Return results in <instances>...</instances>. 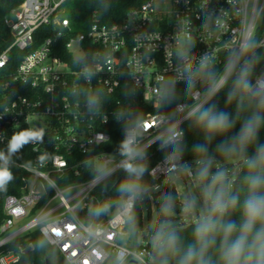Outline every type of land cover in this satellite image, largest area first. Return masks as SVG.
I'll return each instance as SVG.
<instances>
[{
    "label": "built area",
    "instance_id": "built-area-1",
    "mask_svg": "<svg viewBox=\"0 0 264 264\" xmlns=\"http://www.w3.org/2000/svg\"><path fill=\"white\" fill-rule=\"evenodd\" d=\"M65 1L22 0L3 20L12 41L0 52V69L7 64L10 48L23 54L0 85V98L5 100L0 106V148L8 149L13 136L28 130L42 129L44 134L17 150L26 156L20 164L24 174L20 192L1 198L0 264H39L23 256L33 250L31 241L26 247L8 246L33 231L68 264H114L122 247L130 252L150 250L148 243L132 246L120 241L125 225L115 219L117 207L101 223H86L80 215L92 207L93 190L118 172L125 159L121 149H102L110 139V122L130 121L139 96L150 108L141 120L156 124L140 130L137 139L143 150L159 148L157 137L166 135L176 118H183L182 113L172 115L177 105L192 103L179 100L170 113L156 110L159 78L174 76L180 64L178 39L192 37L194 63L207 52L223 71L224 45H238L246 30L254 34L264 13V0H146L111 24L100 22L93 12L88 28L74 32L64 16ZM41 26H51L52 31L36 37ZM257 45L264 47V34ZM86 67L95 72L90 80L83 74ZM261 74L264 68L256 75ZM90 95L99 100L92 109L87 104ZM134 127L135 122L123 130L122 140ZM170 162L168 153L149 175L169 179ZM101 168L111 174L101 175ZM57 230L61 236L54 234ZM89 231L99 235L89 236ZM126 261L139 264L132 255Z\"/></svg>",
    "mask_w": 264,
    "mask_h": 264
},
{
    "label": "clouds",
    "instance_id": "clouds-1",
    "mask_svg": "<svg viewBox=\"0 0 264 264\" xmlns=\"http://www.w3.org/2000/svg\"><path fill=\"white\" fill-rule=\"evenodd\" d=\"M257 46L253 32L246 30L238 45L235 41L224 45L227 57L223 71H218L215 56L207 52L193 62L195 42L190 35L178 39L176 57L180 64L174 76L159 78L162 84L157 89L156 105H170L177 100L176 86L181 82L185 86L183 98L192 100L191 104L177 105L172 115L182 113L183 118H176L166 135L157 137L158 147L171 148L166 175L173 180L175 193H164L159 198L157 218L145 230L150 250L130 252L122 247L115 254L114 264H126L129 255L139 264H264V74L253 80L260 62ZM83 74L90 80L95 72L86 67ZM226 88V104L235 102L231 112L219 109L214 102ZM87 104L92 109L99 100L90 95ZM185 121L202 134L200 142L191 146L184 142L181 125ZM155 124L137 119L120 145L125 158L120 167L127 176L117 189L119 198L112 203L118 209L115 219L126 225L127 237L137 245L144 241L139 238L134 208L150 191L143 182L149 171L147 164L139 162L145 160L146 153L137 137L140 130L146 132ZM43 134L41 129L13 136L9 154L31 140H41ZM217 137L221 139L213 146ZM186 154L191 155V161L184 159ZM39 159L43 161L45 156ZM8 162L0 152V190L13 179ZM98 171L103 176L111 174L106 168ZM111 206L106 203L90 209V215L107 214ZM54 234L62 235L59 230ZM88 235L99 233L89 231ZM44 245V240L39 241V247Z\"/></svg>",
    "mask_w": 264,
    "mask_h": 264
},
{
    "label": "trees",
    "instance_id": "trees-1",
    "mask_svg": "<svg viewBox=\"0 0 264 264\" xmlns=\"http://www.w3.org/2000/svg\"><path fill=\"white\" fill-rule=\"evenodd\" d=\"M22 0H0V52L8 47L12 41V35L9 31V28L4 24V17L9 13V11L16 6ZM146 0H66L64 3L65 11L64 16L67 17L70 21L71 27L74 32L85 31L91 21V15L94 12L96 17L100 22L105 24H111L113 22H117L121 20V18L126 14L130 9L139 6ZM52 31L51 26H41L35 31V36L39 37L40 34H48ZM264 34V13L261 19V22L255 27L254 36L256 40H258ZM257 54L260 56V62L255 66L254 76L259 72V70L264 68V47H259L256 49ZM23 51H20L16 48H10L8 51V61L7 64L0 69V85L7 78V74L13 72L19 59L21 58ZM176 91L178 95V99L173 101L170 105H162L159 106L156 110L161 112L170 113L173 104L179 100H185L183 98L184 86L178 85L176 86ZM227 88L222 90L220 94L215 98L214 102L218 104L219 109L226 111H233L235 107V102L232 105H227ZM5 100L0 98V106ZM150 108L147 107L139 98L136 99V102L133 106V112L131 113L130 121L122 120H114L112 119L110 122V127L108 129V133L110 135L109 141L102 147L103 150H115L121 149L120 145L123 136V130L135 122L137 119H141L144 117L145 113L149 111ZM184 131V142L188 146L196 142H200L202 140V134L195 127H190L189 123L185 121L183 124ZM221 137H217L213 142V146L215 143L219 142ZM261 139L264 140V130L261 132ZM146 153L145 160L139 161L140 163H146L148 170L161 158L171 152L170 147L157 148L154 146L148 147L144 150ZM0 152H3L6 157H8V168L13 175V179L6 185L4 190H0V222L2 221L4 214L2 211V202L1 198L6 194H18L20 192V187L22 183V176L24 174L23 169L20 164L26 159V156L16 151L15 153L9 154L7 148H0ZM185 160L191 161L192 157L190 154H186L184 156ZM219 159V157H218ZM127 174L121 168L118 172L110 176L109 178L102 181L92 192V207L84 208L81 210L80 215L84 222L86 223H101L106 220L108 216H110L114 210L116 209V205L112 203L113 201L119 198V193L117 191L120 183L126 178ZM143 182L148 186L158 185L161 180L152 178L148 172L145 173L143 177ZM147 201V196H144ZM112 204L109 213L102 214L99 217H94L90 215L89 210L94 209L98 206L104 204ZM135 215L137 217L138 226L142 225V209L139 205V202L136 203L134 208ZM148 220H150V213L148 210ZM188 235V232H185ZM44 240L43 237L37 232L33 231L25 236H21L14 241H12L8 246L11 248H16L19 244L23 247L29 245L30 241L33 245V250L29 253H24L23 256H28L30 259L35 261L36 263L41 264V260L46 259L48 261L51 258L56 257V250L45 243L44 247L41 248L38 246L39 241ZM132 246H138L136 243ZM147 247L150 248V245L147 244ZM51 264H68L67 260L61 256L57 257V260Z\"/></svg>",
    "mask_w": 264,
    "mask_h": 264
},
{
    "label": "rangeland",
    "instance_id": "rangeland-1",
    "mask_svg": "<svg viewBox=\"0 0 264 264\" xmlns=\"http://www.w3.org/2000/svg\"><path fill=\"white\" fill-rule=\"evenodd\" d=\"M161 0H157L159 2ZM184 184L187 185L188 181L185 178L184 179ZM175 184L173 183V180L171 178L161 180V182L158 185H154L149 187L150 191L146 195L147 196V201L146 198L144 197L142 201H139V205L142 209V225L138 226L140 229V236L139 238L144 241L145 244L148 241V235L146 234L145 230L148 228L150 224L157 218V215L159 213V198L161 197L162 194L168 193V192H173L175 193ZM148 210L150 213V220H148ZM177 212H179V201H177ZM177 222H179V216H177ZM126 225L122 228V232L120 235V241L124 242L126 244L132 245L135 244L133 239H130L126 235ZM140 244V245H142ZM43 260V257H41ZM57 260V257L51 258V262L54 263ZM126 264H131L130 262L126 261Z\"/></svg>",
    "mask_w": 264,
    "mask_h": 264
},
{
    "label": "water",
    "instance_id": "water-1",
    "mask_svg": "<svg viewBox=\"0 0 264 264\" xmlns=\"http://www.w3.org/2000/svg\"><path fill=\"white\" fill-rule=\"evenodd\" d=\"M234 218H235V217H234ZM28 249H29V248L27 247L24 251H27ZM44 262H45V264H51L50 261H48V260H46V259H45Z\"/></svg>",
    "mask_w": 264,
    "mask_h": 264
}]
</instances>
